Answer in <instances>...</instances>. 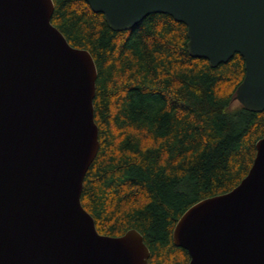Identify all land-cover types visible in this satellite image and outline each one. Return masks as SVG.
<instances>
[{"label": "water", "instance_id": "95a60500", "mask_svg": "<svg viewBox=\"0 0 264 264\" xmlns=\"http://www.w3.org/2000/svg\"><path fill=\"white\" fill-rule=\"evenodd\" d=\"M112 31L151 14L187 28L191 57L244 59L236 101L264 110V0H85ZM52 0H0V264H148L143 236L101 235L83 208L98 149L97 69L51 24ZM246 176L190 206L172 242L188 264H264V136Z\"/></svg>", "mask_w": 264, "mask_h": 264}, {"label": "trees", "instance_id": "16d2710c", "mask_svg": "<svg viewBox=\"0 0 264 264\" xmlns=\"http://www.w3.org/2000/svg\"><path fill=\"white\" fill-rule=\"evenodd\" d=\"M51 24L97 69L93 101L98 153L86 172L81 204L101 235L137 230L148 264H188L172 242L193 204L236 187L264 136V110L236 101L244 59L211 67L187 50V28L151 14L112 31L85 0H52Z\"/></svg>", "mask_w": 264, "mask_h": 264}, {"label": "rangeland", "instance_id": "374dc122", "mask_svg": "<svg viewBox=\"0 0 264 264\" xmlns=\"http://www.w3.org/2000/svg\"><path fill=\"white\" fill-rule=\"evenodd\" d=\"M237 104H238V102H235V103H234V105H237Z\"/></svg>", "mask_w": 264, "mask_h": 264}]
</instances>
